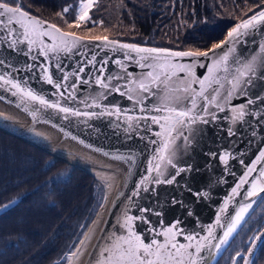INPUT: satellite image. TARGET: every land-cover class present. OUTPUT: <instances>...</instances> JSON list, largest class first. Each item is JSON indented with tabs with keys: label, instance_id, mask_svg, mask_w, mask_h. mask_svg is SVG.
<instances>
[{
	"label": "water",
	"instance_id": "obj_1",
	"mask_svg": "<svg viewBox=\"0 0 264 264\" xmlns=\"http://www.w3.org/2000/svg\"><path fill=\"white\" fill-rule=\"evenodd\" d=\"M18 3L21 5L20 1ZM28 12L44 22L45 28L55 24ZM254 14L237 24L248 20ZM15 27V38L23 41L22 30L19 26ZM57 27L68 31L59 25ZM241 32L245 30L241 29ZM13 38L8 36L7 32L0 30V60L4 61V64L0 65V74L11 75L21 83L22 87L31 88L48 99L50 103H59L62 107H69L74 111L95 113V115L65 114L58 109L45 108L38 101L26 99L22 101L21 95H13L15 90L0 82V100L24 112L32 123L31 127L23 128L0 119L1 131L82 169L96 179L104 191L108 184L93 171L96 169L95 163H84L75 156H116L120 154L117 148L119 143L137 144L143 148L87 264H101L106 256L111 255L110 252L102 255V252L105 248L112 246L111 242L114 241L115 236L127 235V230L122 226L125 211L128 215L138 218L146 217L150 221L148 224L140 222L139 219L135 222L134 230L142 236L145 243H150L154 236L163 242L164 237L156 233L162 232L179 219L182 221L180 227L184 229V235L176 238L178 244L188 243L184 236L192 234L203 244L210 242L215 245L219 243L225 231L221 225L231 223L241 205L252 203V208L245 215V220L264 195V192H258L255 197L247 196L253 183L264 185V177L260 176V171L264 170V160L258 161L260 152L264 151V64L261 63L264 60V22H259L254 28L246 30V34L241 35L234 44L216 49L215 53L209 52L207 58L200 57L198 60L193 57H161L155 60L151 58L142 60V56H149V54L122 49L118 45L105 47L101 41L95 40L83 41L71 51H49L45 56L42 53L40 40L31 46L22 42L15 48H11L9 43ZM226 38L227 35L222 40ZM108 39L119 41L120 44H136L144 48H165L173 52L195 51L109 37ZM43 41L46 44H52L49 37H43ZM210 48L203 51H208ZM229 48H233L234 51L229 52ZM225 54H228L226 65L220 63ZM93 57H95L94 60ZM253 58L256 59L257 70L251 77V82L245 83L246 77H240V84L233 88L234 77L238 75L237 69L243 71V65ZM117 61L121 63L117 64ZM141 64L145 67H141ZM173 66L192 67L197 80H204V96H208L211 102L198 95L201 90L200 84L191 82L193 77L187 70L181 71L179 67ZM225 67L227 71L224 70ZM45 69L52 74L54 81L63 84L64 87L56 89L48 84L44 79ZM209 69L212 71L209 72ZM149 72H152L153 76H158L159 81L153 83L152 78L148 76ZM97 78L102 79L108 87L105 88L96 83ZM141 82L150 85L152 90L148 93H138V85ZM157 83L159 87L156 86ZM116 87L120 88L119 92L114 90ZM186 87L187 92L183 91ZM193 89L195 91H192ZM60 92L64 93L63 97L59 95ZM229 93H231L230 96ZM128 95H132L133 99L129 100ZM138 95L143 98L142 104L136 102ZM164 97H168L169 100L180 97L179 105L170 106L183 109L192 108V100L195 99L196 107L193 109V114H198L207 121L204 123L198 119L191 125L190 132L187 127L183 129L184 135L189 138L187 144L183 137L176 139L174 163L179 167L190 166L191 171L182 173L177 177V182L171 185L156 184L154 180L157 173L148 171L162 137L156 135L161 131L160 126L151 123L146 117L166 114L154 110L165 105ZM213 97H215L214 100ZM250 100L253 103H249ZM241 106H244L245 115L242 119H236ZM117 107L122 110L118 115L115 113ZM141 107L145 110L141 111ZM205 108L207 113L203 111ZM109 112L112 114L110 115ZM128 117L134 119L129 121ZM179 130L178 128L177 131ZM173 135L175 136L176 133ZM38 138L48 141L49 144L39 141ZM225 152L231 154L227 164L220 159ZM253 165L255 170L249 174L248 168ZM174 173L175 169L167 166L165 178H169ZM246 175L247 182L241 185L238 194L233 195L232 189ZM186 185L193 191L207 192L208 197L197 200L186 190ZM174 197L183 200L189 207L173 204ZM20 200L21 197H18L0 205V208L3 205H10L6 211L0 210V215L15 207ZM13 201L15 203H12ZM226 201H228L227 206H225ZM189 208L194 215H188ZM143 209H149V211L144 212ZM157 212L162 215H156ZM217 217L220 218V225L216 223ZM244 220L229 238L228 243L221 246L219 252H216L215 248L211 252L205 249L203 252L205 264H217ZM212 226H215L213 236L205 241L203 238L208 237V230ZM84 227L85 224L82 226V234L78 240L65 251L61 259L55 260L52 264L65 259L80 246L86 233L87 227ZM152 228L155 229L154 232L149 230ZM262 233L264 228L257 234L261 238L254 241V248H251L252 240L247 252H241L251 261V264L264 241ZM250 248L252 255H248ZM238 259L239 257L235 255L233 262L235 261L236 264Z\"/></svg>",
	"mask_w": 264,
	"mask_h": 264
},
{
	"label": "trees",
	"instance_id": "obj_2",
	"mask_svg": "<svg viewBox=\"0 0 264 264\" xmlns=\"http://www.w3.org/2000/svg\"><path fill=\"white\" fill-rule=\"evenodd\" d=\"M21 1L23 8L48 20L51 19L48 13L54 7L71 4L70 0H63L60 4L59 0ZM116 1L123 3L124 8H119L120 13L117 10L118 17L114 16L113 32L98 35L195 51L206 50L213 43L220 42L238 22L264 8V0ZM0 137L11 142L7 144L8 152L17 156L13 161L18 157L28 159V163L20 160L10 169L3 167L0 171V205L21 197L17 206L0 215V235L4 236L0 239V264H51L78 240L82 226L85 224L86 228L90 221L88 209L94 198L88 197L82 204L74 205L68 199L69 195L79 189L92 194L95 187L98 194L99 183L82 169L55 159L1 130ZM14 144L24 146L28 153L20 154ZM48 159L54 161L50 163ZM44 196L47 197L46 225L36 222L29 228L15 227L11 233L3 231L1 222L24 214L25 210L31 209L30 202ZM84 220L87 221L83 224ZM75 234L77 237L71 243ZM260 256L264 262V246ZM59 263L65 264V260Z\"/></svg>",
	"mask_w": 264,
	"mask_h": 264
},
{
	"label": "snow or ice",
	"instance_id": "obj_3",
	"mask_svg": "<svg viewBox=\"0 0 264 264\" xmlns=\"http://www.w3.org/2000/svg\"><path fill=\"white\" fill-rule=\"evenodd\" d=\"M93 0H88L87 3H84L81 0L79 13L75 18L74 23H68V28H72L74 26H79L82 21H87L90 19L88 16L87 9L92 6ZM65 13L69 11L68 8L63 10ZM264 22V10L259 11L258 13L251 16L248 20H244L241 23L237 24L233 27L228 33L227 38L225 40L220 41L219 43H213L211 48L208 51H177L173 52L169 49L165 48H144L140 47L136 44H120L119 41L109 40L107 36H77L74 32L71 31H63L56 24L48 25L47 28L44 27V22L32 16L28 11H25L23 7L19 3L13 4L12 0H0V30L7 32L8 36L14 37L10 43L9 47L15 48L19 43L26 42L29 46L37 43V40H40L42 46L43 55L47 56L48 52H56L57 50L63 51H71L73 47L80 45L83 41H101L105 47H115L119 46L122 49H128L136 53H147L149 56H142V60H148L149 58L155 60L161 57L164 58H172V57H193L198 60L200 57L207 58L209 56V52L215 53L216 49H220L225 45H232L241 35L246 34V30L249 28H254L257 23ZM95 23V22H94ZM102 23V21H101ZM22 30L21 35L23 36V41L15 38L16 27ZM241 29H244L245 32H241ZM43 37H49L52 41V44H46L43 41ZM31 51V48H29ZM234 51L233 48H229V52ZM155 54V55H152ZM35 59V58H33ZM95 57H93V60ZM228 54H225L220 63L227 64ZM106 63V61H105ZM120 61H117V64H120ZM264 64V60L261 61ZM4 64L3 60H0V65ZM141 67H145L144 64L140 65ZM151 67L152 65H148ZM203 66V65H201ZM179 67L181 71L187 70L189 75L193 77L192 83L198 82L200 84V92L198 95L203 96L206 101H209L208 96H204V80H197L195 77V73L190 66H173ZM227 71V68L224 69ZM257 63L256 59L253 58L250 62L243 65V71L237 69L238 75L234 77L233 88H235L238 84H240V77H246L245 83L251 82V77L256 73ZM212 69H209L211 72ZM148 76L152 78L153 83L159 81L158 76H153L152 72L148 73ZM44 79L50 85H53L56 89H60L64 87L63 84L54 81L53 76L50 72L45 69ZM66 80L67 77L65 76ZM119 79V77H116ZM207 79V77H205ZM0 82H3L4 85L10 86V89H14L13 95H21L22 101H38L40 105L45 108H54L58 109L60 112L65 114L71 113L72 115H95V113H81L79 111H74L69 107H62L59 103H50L48 99L44 96H41L34 92L31 88L22 87L19 81H16L11 75L5 76L0 74ZM219 83V81H216ZM96 83L102 85L107 88L108 84L104 83V81L100 78H97ZM159 87V84H156ZM115 91L119 92L120 88L116 87ZM151 86L141 82L138 85V93H148L150 92ZM183 91L187 92L188 88L186 87ZM192 91H195L193 89ZM124 95L125 93H121ZM59 95L63 97L64 93L60 92ZM216 95H219V92H216ZM231 93H229V96ZM128 99L132 100L133 96L128 95ZM165 105L163 107H157L154 110L156 112H165L166 114L163 116L153 115L150 118L151 123L157 124L160 126L161 131L157 132L156 135L162 137V141L160 146L156 149V155L153 156L152 162H150L149 173L156 172L157 177L154 182L156 184H174L177 182V177L182 173L190 172L191 167H179L176 163H174L175 155H176V147L175 141L179 137H183L185 144L189 142L188 136L184 135V128H188L189 132L191 131V125L195 124L199 119L204 123H207L203 117L198 114H193V109L196 107L195 99L192 100V108L183 109L178 106H170V105H179L180 97H175L169 100L168 97H164ZM213 100L215 97L212 98ZM138 104H142L143 98L139 97L136 101ZM249 103H253V101H249ZM145 109L141 107V111ZM120 108L115 109V113L118 115L121 113ZM207 113V109L203 110ZM235 111V110H234ZM111 115L112 113L109 112ZM245 115L244 106H241L239 111L237 112L236 119H242ZM33 116L35 117V112H33ZM66 118V117H65ZM129 121H132L133 117L127 118ZM131 126V125H130ZM180 129L177 131V129ZM173 133H176L174 136ZM155 143V142H153ZM230 153L225 152L220 159L227 164L228 159L230 157ZM264 160V151L260 152L258 161ZM54 166V164L52 165ZM167 166H171L175 169V173L172 174L169 178H165L167 172ZM255 170V165L248 168V173H252ZM260 176L264 177V170L260 171ZM247 182V175L241 179L240 183L232 189L233 195L238 194V189L241 185ZM144 183V181H142ZM186 190L191 193L197 200L201 198H207L208 193L204 191H193L190 187L185 186ZM258 192H264V185H259L258 183H253L251 186V190L247 192L248 197H255L258 195ZM12 203H15L14 201ZM173 204H179L181 207H189L185 204L183 200L173 198ZM228 201L225 202V206H227ZM10 205H3L0 210L6 211ZM252 208V203L243 204L239 207V210L235 213V216L232 218L231 223L227 225H221V227L225 228L223 232L222 238L219 239V243L213 245L210 242L207 244L201 243L197 240L196 236L192 234H187L184 236L185 240L188 241L186 244H178L176 238L178 236L184 235V229L180 227L182 221L177 219L176 222L168 227H166L162 232L156 233L158 236H163L164 240L161 242L159 239L153 237L150 243H145L144 239L137 231H135V222L139 219L142 223H150V221L146 217H136L133 215H128L127 211H125L123 216V228L127 230V235H116L113 242H111L112 246L110 248H105L102 252L104 253L110 252L111 255L106 256L105 259L101 262V264H205L203 252L207 248L209 252L213 248H215L216 252H219L221 246L228 243L229 238L236 232L240 223L244 220L245 215L248 213L249 209ZM144 212H148L149 209H143ZM224 211V209H221ZM156 215H162V213L157 212ZM188 215H194L191 208H189ZM217 225H220V218L217 217L216 221ZM215 226H212L208 230V237H204L203 239L207 241L209 237L213 236ZM150 231H155L154 228L149 229ZM261 235H264L262 233ZM260 235L254 236L252 238L253 244L251 248L255 247L254 241L259 240ZM195 241V243H193ZM251 248L249 249L248 255H252ZM175 250V251H173ZM75 255V253H73ZM237 257L243 259V264H251V261L244 257V255L240 252L236 253ZM235 264V261L233 262Z\"/></svg>",
	"mask_w": 264,
	"mask_h": 264
},
{
	"label": "rangeland",
	"instance_id": "obj_4",
	"mask_svg": "<svg viewBox=\"0 0 264 264\" xmlns=\"http://www.w3.org/2000/svg\"><path fill=\"white\" fill-rule=\"evenodd\" d=\"M19 1L21 2V5L23 6L21 0H12L13 4L18 3ZM62 1L63 0H59L58 4L62 3ZM83 2L87 3L88 0H83ZM70 3H71L70 5H61V6L57 5L56 7H54L52 9V12L48 13V16L51 18L50 21L54 22L55 24H57L59 26L61 25V26L65 27L64 28L65 30L72 31V32H75V33H79V34H83V35L89 34L91 36H100L98 34H102L104 32L105 33L106 32L107 33L108 32H113L112 29L115 27V24H116L115 23L116 20H113V19H115V17L119 16L118 13H117V10H119V13H120V9L119 8H122V9L124 8L121 5L123 3H121L120 1H116V0H93L92 6L89 9H87L88 16L90 17V19L87 20V21H82L78 27L74 26L72 28H68V23H74L75 18H76V16L79 13V7H80L81 0H70ZM65 8L69 9V11L66 12V13L63 11ZM101 21H102V23H101ZM89 35H86V36H89ZM9 135H11V134H9ZM11 136H13V135H11ZM9 143L11 144V142L9 140H6V139H3L2 137H0V171H2L3 167L8 169L11 165H14L15 163H20V160H21L22 163H28L27 157L26 158L25 157H22V158L18 157V160H16V161L14 160L13 161V158H16L17 156L9 154V152H8L9 149H8V145H7ZM14 145H15V147H17L19 149L18 151H20V154L21 153H28L27 150L24 149V146H19V145H16V144H14ZM6 152H8V154H6ZM55 159H57V158H55ZM48 160H49L50 163H52L54 161V159H48ZM58 160H60V159H58ZM64 163H67V162H64ZM69 165H71V164H69ZM71 166L75 167L73 165H71ZM75 168H78V167H75ZM13 169H15L14 166H13ZM78 169H80V168H78ZM97 190H98V194L96 193V187H95L93 192H92V194L94 195L93 196L91 194V191L86 193L85 190L79 189L76 192L71 193L69 195L68 199H70L71 203H73L74 205L75 204L77 205V204H82V202H84V199H86L88 197H93L94 198L93 203L91 204V206L88 209L89 210V212H88L89 213V217H90V219H92L93 218L92 215L94 216V214L96 213V211L98 209L97 206H98L99 202L102 201V197H103V193H104V190L101 187V185L99 186L97 184ZM263 200H264V195L260 198V200L254 206L253 210ZM96 201H97V203H96ZM6 202H8V201H6ZM46 202H47V197L46 196H44L42 198H38V199H36L33 202H30L32 207L28 211L25 210L24 214L19 215V216L13 218V219L11 217L7 221L1 222L3 231L5 233H11V232H13L12 229L15 228V227L18 228V227H24L25 226V227L29 228L30 226L35 225L34 223H36V222L39 225H41V224L46 225V220H47L46 216H45V204H46ZM253 210L250 211V214L253 212ZM263 212H264V210L262 211V213ZM250 214L246 217V219L242 223L240 229L238 230V232L236 233V235L234 236L233 239H235V238L240 239L241 237H243V240H244V236L246 234V229H247V226H248V224H247L246 228H245V223H250L251 222V220L248 219ZM86 221L84 220L83 224L86 223ZM79 226H80V224H79ZM78 233H77V235H78ZM75 235L72 238L73 241L71 240V243H73L75 238L77 237V235L76 236ZM2 237H4L3 234H2V236L0 235V239H2ZM233 239L230 242V244L233 242ZM237 241L238 240H234V242L231 244V246L233 244H235V242H237ZM231 246H230V248H231ZM238 246H239V243H238ZM243 246L244 245L242 243L239 248H241ZM228 248L229 247L226 248V250L224 251L222 257L219 259L217 264H232L233 263V257L236 255L235 252H236L237 249H229L228 250ZM58 259H61V258L59 257ZM58 259H56V260H58ZM59 264H62V263H59ZM237 264H241V259L238 260ZM260 264H264L263 260H261Z\"/></svg>",
	"mask_w": 264,
	"mask_h": 264
},
{
	"label": "bare ground",
	"instance_id": "obj_5",
	"mask_svg": "<svg viewBox=\"0 0 264 264\" xmlns=\"http://www.w3.org/2000/svg\"><path fill=\"white\" fill-rule=\"evenodd\" d=\"M0 119L23 128L32 126L31 121L24 112L3 100H0ZM38 140L49 144L44 139L38 138ZM117 148L120 150V154L111 157L75 156L84 163H95L96 169L93 171L102 177L108 185L103 193L101 206L88 223L83 242L75 251L68 254L64 259L65 264L88 263L98 239L125 189V184L143 152V148L137 144L119 143Z\"/></svg>",
	"mask_w": 264,
	"mask_h": 264
},
{
	"label": "flooded vegetation",
	"instance_id": "obj_6",
	"mask_svg": "<svg viewBox=\"0 0 264 264\" xmlns=\"http://www.w3.org/2000/svg\"><path fill=\"white\" fill-rule=\"evenodd\" d=\"M264 210V200L261 201L258 206L253 210V212L250 214L249 218L251 220L250 223H245V228H246V225L248 224L247 226V229H246V234L244 236V240H243V237H241L240 239L238 238H235L233 239V242L234 240H238L237 242H235V244H233L231 246V243L228 247V250L229 249H237L235 254L237 252H242V253H246L251 242H252V238L254 236H256L259 231H261L263 228H264V212L262 213V211ZM261 227V228H260ZM238 243H239V246H238ZM243 243V247L239 248L241 246V244ZM248 245V246H247ZM231 246V248H230ZM264 246V241L262 242V244L260 245L255 257H254V260H253V264H260L261 263V260L262 258H260V252L262 250V247ZM227 250V251H228ZM233 251V250H232ZM240 258V257H239ZM241 259V258H240ZM243 263V259H241V264Z\"/></svg>",
	"mask_w": 264,
	"mask_h": 264
}]
</instances>
